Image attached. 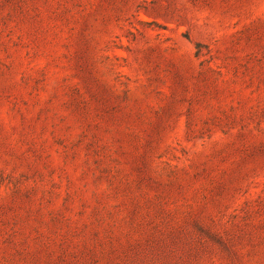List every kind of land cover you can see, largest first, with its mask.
<instances>
[{"label": "rangeland", "instance_id": "obj_1", "mask_svg": "<svg viewBox=\"0 0 264 264\" xmlns=\"http://www.w3.org/2000/svg\"><path fill=\"white\" fill-rule=\"evenodd\" d=\"M0 264H264V0H0Z\"/></svg>", "mask_w": 264, "mask_h": 264}]
</instances>
